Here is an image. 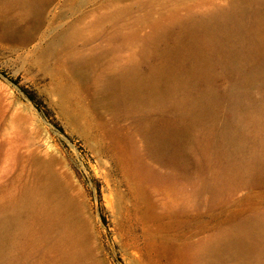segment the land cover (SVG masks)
<instances>
[{"label": "rangeland", "instance_id": "374dc122", "mask_svg": "<svg viewBox=\"0 0 264 264\" xmlns=\"http://www.w3.org/2000/svg\"><path fill=\"white\" fill-rule=\"evenodd\" d=\"M240 1L264 8L0 0V264H259L260 238L208 248L264 218V86L218 56L197 89L222 100L192 118L191 57L155 80L188 51L191 22ZM243 91L250 105L233 114ZM165 122L181 129L178 151L156 138Z\"/></svg>", "mask_w": 264, "mask_h": 264}, {"label": "bare ground", "instance_id": "6f19581e", "mask_svg": "<svg viewBox=\"0 0 264 264\" xmlns=\"http://www.w3.org/2000/svg\"><path fill=\"white\" fill-rule=\"evenodd\" d=\"M263 20L264 8H251L247 1H240L233 4L230 9L218 13L215 17L191 22L188 51L178 50L172 61H169L157 74L155 80H162L169 75H174L173 72L178 73L187 56L191 57V65L188 70L190 76L184 81L190 90H196V92L192 98L184 101L183 106L186 104L188 113L192 118L213 114L222 100L220 95L211 90L197 89L214 74V63L218 56L226 58L233 68H236L238 62H244L247 66V78L260 80L264 86ZM146 84H149V81L137 80L135 87L141 90ZM250 99V93L245 91L232 96L230 104L233 114H240L241 109L250 105ZM236 118L234 116V119ZM230 121L229 118L228 122L230 123ZM226 133L228 137L234 140L238 132H234L235 136L233 130L228 126ZM180 134V128L172 122H165L158 127L156 138L161 143H167L172 150L178 151L181 147ZM241 231L242 233H238L239 236L236 234L237 237L229 236L226 240L224 239L209 247L208 250L221 254L226 250L233 251L239 248L249 239L252 241L251 238H260L262 239V246L257 261L259 264H264V218L243 223ZM241 247L244 250V247Z\"/></svg>", "mask_w": 264, "mask_h": 264}, {"label": "trees", "instance_id": "16d2710c", "mask_svg": "<svg viewBox=\"0 0 264 264\" xmlns=\"http://www.w3.org/2000/svg\"><path fill=\"white\" fill-rule=\"evenodd\" d=\"M4 73H6L5 71H3ZM7 74V73H6ZM11 79L17 83L22 89L23 91L29 96V98L39 107V102L37 101L35 95L33 93H31L24 85L20 84V81L14 77H11Z\"/></svg>", "mask_w": 264, "mask_h": 264}]
</instances>
